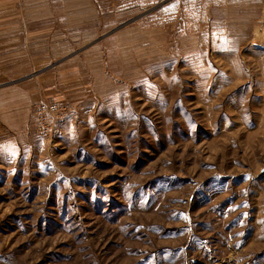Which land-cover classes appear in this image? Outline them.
<instances>
[{
  "label": "rangeland",
  "instance_id": "obj_1",
  "mask_svg": "<svg viewBox=\"0 0 264 264\" xmlns=\"http://www.w3.org/2000/svg\"><path fill=\"white\" fill-rule=\"evenodd\" d=\"M24 1L0 264H264V0Z\"/></svg>",
  "mask_w": 264,
  "mask_h": 264
},
{
  "label": "crops",
  "instance_id": "obj_2",
  "mask_svg": "<svg viewBox=\"0 0 264 264\" xmlns=\"http://www.w3.org/2000/svg\"><path fill=\"white\" fill-rule=\"evenodd\" d=\"M30 6L24 0H0V74L7 81H24L23 75L30 72V58L42 56L46 50L45 27L31 28L35 25L30 24L33 17L38 24L45 13L40 5L32 11Z\"/></svg>",
  "mask_w": 264,
  "mask_h": 264
},
{
  "label": "built area",
  "instance_id": "obj_3",
  "mask_svg": "<svg viewBox=\"0 0 264 264\" xmlns=\"http://www.w3.org/2000/svg\"><path fill=\"white\" fill-rule=\"evenodd\" d=\"M56 109H57L56 106H50V107L42 106L43 111L55 112Z\"/></svg>",
  "mask_w": 264,
  "mask_h": 264
}]
</instances>
